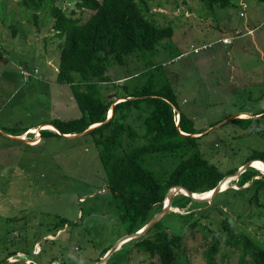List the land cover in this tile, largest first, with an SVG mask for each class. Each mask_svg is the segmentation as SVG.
<instances>
[{
  "label": "rangeland",
  "instance_id": "374dc122",
  "mask_svg": "<svg viewBox=\"0 0 264 264\" xmlns=\"http://www.w3.org/2000/svg\"><path fill=\"white\" fill-rule=\"evenodd\" d=\"M144 1L147 15L159 27L173 28L171 44L181 56L171 59V49L155 61L174 88L179 110L196 129L205 130L200 139L205 157L222 172L241 167L251 153L264 151V113L257 115L264 111V4L232 0L224 8L217 3L210 8L199 0ZM57 3L84 22L93 13L78 10L77 0ZM53 23L48 9L36 14L20 0H0V263L16 251L6 264H98L103 259L105 264H149L148 254L130 245L133 240L110 257L103 255L128 233L91 136L43 133L39 139L34 131L17 141L5 134L82 115L73 87L57 82L54 67L58 69L63 39ZM224 38L230 44H223ZM50 60L53 68L47 65ZM20 69H36L38 75L25 80ZM140 70L142 62L111 65L106 73L114 83L104 86L103 93L119 91L115 81ZM233 118L251 121L228 123ZM128 121L143 131L139 119ZM236 181L227 182L226 189L201 205H190L188 213L172 208L178 216L161 219L168 232H184L177 249L179 264H253L249 256L241 258L239 248L226 246L222 226L227 221L234 234L245 232L264 241V179L257 201L255 187L247 191L249 183L238 188ZM60 218L67 223L62 225ZM195 221L200 226L190 229ZM215 236L219 252L208 263L205 253Z\"/></svg>",
  "mask_w": 264,
  "mask_h": 264
},
{
  "label": "trees",
  "instance_id": "16d2710c",
  "mask_svg": "<svg viewBox=\"0 0 264 264\" xmlns=\"http://www.w3.org/2000/svg\"><path fill=\"white\" fill-rule=\"evenodd\" d=\"M58 1L20 0V4L33 9L36 14L45 9L50 11L54 19L53 31L63 39L59 45L57 82L73 87L82 115L68 122L59 119L48 123L58 133L43 130L39 137L42 138L43 133L54 136L80 134L99 125L86 135L91 136L95 147L100 149L107 184L118 200L119 219L128 235L149 224L162 210L171 189L184 187L194 194H205L238 170L240 166L222 172L205 157L200 144L205 130L196 129L194 122L177 107L174 88L155 61L160 59L163 51L169 53L171 49V59L181 56L171 44L174 31L171 26L159 27L147 15L149 8L144 0H77L78 10L93 12L85 22L82 17L68 15ZM199 1L210 8L216 3L224 8L232 0ZM257 1L264 4V0ZM132 62H142L144 70L116 80L121 89L104 94V86L114 83L106 73L108 67L132 65ZM118 100L121 102H116ZM111 110L113 113L108 119ZM262 113L264 111L257 115ZM131 117L141 121V133L129 123ZM250 121L234 118L228 123L247 125ZM25 132L27 130L17 136ZM250 160L264 162V151L251 153L245 162ZM262 177L264 179L259 171L248 168L237 177L236 186L242 188L249 183L250 186L244 188L247 191L255 187L254 199L257 201ZM190 205L201 204L179 193L171 208L188 213ZM169 214L178 216L173 212ZM192 218L188 215V222ZM59 221L62 225L67 223L64 218ZM198 226L200 223L195 221L189 228ZM222 227L226 246L239 248L242 259L249 256L253 264H264V241L259 242L245 232L234 234L227 221ZM202 229L207 230L206 227ZM152 233L154 235L150 237ZM183 234L168 232L160 220L146 236L135 238L130 245L148 254L152 260L149 264H179L177 249ZM219 248L220 241L215 236L205 253L208 263L214 262ZM17 254L10 252L0 264H6ZM155 259L157 262L153 261Z\"/></svg>",
  "mask_w": 264,
  "mask_h": 264
},
{
  "label": "water",
  "instance_id": "95a60500",
  "mask_svg": "<svg viewBox=\"0 0 264 264\" xmlns=\"http://www.w3.org/2000/svg\"><path fill=\"white\" fill-rule=\"evenodd\" d=\"M113 110V108H112ZM112 116V114H111ZM111 116L108 117V119L111 118ZM234 119V118H233ZM179 126V123L177 124ZM99 125H96L95 127L93 128H88L87 130H85L83 133L81 134H87L89 131H91L92 129L98 127ZM75 134L73 135H65V136H71V137H74ZM185 135V134H183ZM196 136H199V135H193V137H196ZM19 141H23V139H18ZM253 161H247L245 164H243L241 167L238 168V170L236 172H234L233 174L231 175H228L226 176L223 180H221V182L213 189V190H210L208 191V193H210V196L208 198H205V197H196V196H202V195H205V194H208V193H205V194H194L192 193L191 191H189L188 189L184 188V187H175L173 189H171L168 194H167V198L163 204V207H162V210L156 215L154 216L148 225H146L144 228H141L140 230L134 232V234L132 235H128L126 237H124L123 239H121L117 244L116 246H114L108 253H107V257H110L114 252H116V249L121 246L122 244L124 243H127V242H130L132 240H134L135 238L141 236V235H145L153 226H155L162 218H164L167 214L171 213L172 212V208H171V204L173 202V199L174 197L177 195V194H183L184 196L186 197H189L191 198L193 201L195 202H200V203H204L206 201H208L209 199L211 198H214V196H216L217 193H220L221 190H222V185L224 184L225 181H227V179L231 178L232 180H234L235 178H237L241 173H243L244 171H246L248 168H252L251 166V163ZM264 164V162H263ZM261 175H264V174H261ZM176 193V194H174ZM106 260L103 259L100 261V263L98 264H105ZM7 263V261H6Z\"/></svg>",
  "mask_w": 264,
  "mask_h": 264
},
{
  "label": "crops",
  "instance_id": "0c3cea01",
  "mask_svg": "<svg viewBox=\"0 0 264 264\" xmlns=\"http://www.w3.org/2000/svg\"><path fill=\"white\" fill-rule=\"evenodd\" d=\"M242 4V3H241ZM244 16V15H243ZM242 16V17H243ZM252 32V30H249L247 33H251ZM52 61L50 60V61H47V65L49 66V65H51L52 66V68L54 67L53 66V63H51ZM50 67V66H49ZM54 72L57 74V67H54ZM22 75V74H21ZM110 114H111V112H110ZM240 116L239 117H244V114H239ZM46 125H48V123L47 124H43V125H40V126H37V127H28V128H26L25 130H27V132H25V133H23L21 136H17V135H14V134H10V133H7V132H5V134L7 135V137H8V139L10 138V139H13L12 137H15V138H17V139H20V137H23V139H24V137L25 136H28L29 134H33V132L34 131H37L36 132V137H39V130H41V129H44V127H48V126H46ZM51 128H53V126H51ZM54 129V128H53ZM47 131H49V132H53V133H58V131L55 129V130H47ZM35 135V134H34ZM69 135H71V134H69ZM17 139H13V140H17ZM35 139V138H34ZM39 139H40V137H39ZM39 139L37 140L38 142H39ZM17 141H19V140H17ZM36 141V140H35ZM34 140L32 141L33 143H37V142H35ZM24 143H26V142H24Z\"/></svg>",
  "mask_w": 264,
  "mask_h": 264
},
{
  "label": "built area",
  "instance_id": "2783aa9c",
  "mask_svg": "<svg viewBox=\"0 0 264 264\" xmlns=\"http://www.w3.org/2000/svg\"><path fill=\"white\" fill-rule=\"evenodd\" d=\"M263 13H264V8H263ZM240 16L242 17L243 14L241 13ZM222 43L225 44V45H228L230 44V39L228 38H224L222 40ZM195 53H198L200 52V49L199 48H196L193 50ZM20 74H22V76L24 77L25 80H30L31 78L35 77L36 75H38V71L36 69H34L33 71L31 72H28V71H25L23 69H20ZM179 118V116H177V119Z\"/></svg>",
  "mask_w": 264,
  "mask_h": 264
},
{
  "label": "bare ground",
  "instance_id": "6f19581e",
  "mask_svg": "<svg viewBox=\"0 0 264 264\" xmlns=\"http://www.w3.org/2000/svg\"><path fill=\"white\" fill-rule=\"evenodd\" d=\"M121 102V101H120ZM113 113V111L111 110V114ZM111 114L109 113V115L111 116ZM96 125H94V126H92V127H90V128H93V127H95ZM46 130H54L53 128H51V126H49L48 125V127H44ZM20 139H23V137H20ZM33 143V142H32ZM254 163H259L260 165H257V164H255L254 165ZM251 166L252 167H255V166H257V167H262V168H264V164H263V162H261V161H253L252 163H251ZM260 172L262 173V174H264V171L263 170H260ZM232 179L231 178H229V179H227V181H225L224 182V184L221 186L222 187V189L224 190V189H226L225 188V186H226V183L227 182H229V181H231ZM210 196V193H208V194H205V195H202V196H196V197H205V198H208ZM172 210V209H171Z\"/></svg>",
  "mask_w": 264,
  "mask_h": 264
}]
</instances>
